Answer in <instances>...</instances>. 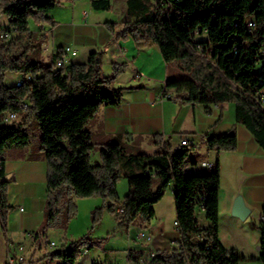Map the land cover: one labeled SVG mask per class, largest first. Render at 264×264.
<instances>
[{
  "label": "trees",
  "instance_id": "obj_1",
  "mask_svg": "<svg viewBox=\"0 0 264 264\" xmlns=\"http://www.w3.org/2000/svg\"><path fill=\"white\" fill-rule=\"evenodd\" d=\"M63 0H1L0 12L10 19L15 33L8 42H0V178L5 153L30 143L29 126L36 120L42 132V149L48 163L47 219L36 240L51 226L58 212L57 193L67 188L65 225L77 213L74 198L100 195L108 200V209L121 200L118 183L128 179L129 193L122 203L119 227L129 229L142 217L149 221L157 204L171 183L175 187L176 214L181 238L171 252L158 251L149 264H239L247 258L236 249L226 248L219 238L220 162L205 173H190L188 165L196 145L173 146L156 135L158 151L154 155L128 154L122 143H108L102 150L101 163H92L95 146L90 122L103 106H117L128 89L139 85L116 87L114 81L126 69L114 64L110 75L103 73V52L94 51L86 63L62 68L55 60L43 62L30 57L35 23L56 22L47 13ZM113 0H92L95 9L110 10ZM134 17L124 25L122 36H132L140 46L157 45L167 63L179 61L188 77L169 79L167 87L184 93L193 104L235 102L238 122L244 124L264 147V107L258 99L264 93V0H129ZM250 22L253 24L250 25ZM114 28L117 23H108ZM207 35L204 39L201 36ZM31 74L32 81L21 87L4 81V74ZM27 101L24 111L21 103ZM19 112L20 119L3 123L8 112ZM209 150H235V131L207 135ZM135 161V162H134ZM139 162L138 172L126 171L128 163ZM124 169V170H123ZM156 172L153 177L148 172ZM8 180L0 179V212L5 219L11 209L7 203ZM203 205L204 210L201 209ZM205 212L209 225L200 223ZM104 207L92 213L93 224L103 217ZM259 260L264 264V224ZM94 241L85 235L67 248L48 254L50 260L63 259L76 264L85 248Z\"/></svg>",
  "mask_w": 264,
  "mask_h": 264
},
{
  "label": "crops",
  "instance_id": "obj_2",
  "mask_svg": "<svg viewBox=\"0 0 264 264\" xmlns=\"http://www.w3.org/2000/svg\"><path fill=\"white\" fill-rule=\"evenodd\" d=\"M63 4L66 6H57L47 13L56 22L55 26L35 23L32 44L35 41L41 50L33 51L30 57L49 62L70 46L66 57L71 65L86 63L92 52L102 51L104 75H110L116 63L126 65L114 86H140L126 90L121 104L103 106L90 122L89 130L95 143L92 163H101V150L108 143L126 145L128 154L139 149L143 154L154 155L158 151L154 143L156 135L174 147L180 144L182 137H190L196 145L188 165L190 173H205L216 160L220 162L219 238L222 244L247 258L239 264H262L258 258L262 239L259 225L264 224V147L248 127L238 122L235 102L193 104L183 98V92L167 87L169 79L188 77L190 72L184 70L179 61L167 63L157 45L140 46L132 36H122L125 23L134 18L130 14L129 0H113L110 10L95 9L92 0H63ZM2 18L4 29H8L9 17L0 13V21ZM108 23L117 25L112 28ZM232 130L238 139L235 150L208 149L207 135ZM5 157L0 179L9 181L7 203L11 209L5 219L0 212V264H9V256L20 253L26 258V262L20 264H65L63 259L50 260L47 255L67 248L85 235H90L94 245L81 251L76 264H149L158 251L171 252L179 247L181 232L175 226L174 183L155 204L151 220L138 217L129 229L119 227L118 208L129 193V182L123 179L125 175L118 183L121 201L114 206V212L108 209L109 201L100 195L76 197L77 213L66 226V212L60 216L58 205L60 199L67 198L68 190L61 188L57 193L58 212L54 224L36 240L35 235L47 219L45 151L42 147L35 149L30 142L9 149ZM138 163H128L126 171L138 172ZM238 196L243 197L250 211L245 219L233 214ZM100 207H104L103 217L92 226V213ZM200 216L201 224H210L205 212ZM141 231L150 235L151 240L139 237ZM20 245L24 246L23 252L19 251Z\"/></svg>",
  "mask_w": 264,
  "mask_h": 264
},
{
  "label": "built area",
  "instance_id": "obj_3",
  "mask_svg": "<svg viewBox=\"0 0 264 264\" xmlns=\"http://www.w3.org/2000/svg\"><path fill=\"white\" fill-rule=\"evenodd\" d=\"M165 1H167V0H165ZM0 2H1V0H0ZM252 24L253 23L250 22V25H252ZM52 29H53V27L50 30H52ZM14 34H15V30L14 29H3V30H0V42H2V43L8 42L10 39H12ZM70 51H71V47L70 46H66L64 48L63 55H60L55 60L56 66L58 68H62V67L68 66L66 54H68ZM32 78L33 77H32L31 74H26V75L19 74L14 82H15V85L17 87H21V86H23L26 83H30L32 81ZM258 101L264 107V93H262L260 95ZM20 107H21L22 110L26 111L29 108V104H28L27 101H25V102L21 103ZM20 116L21 115H20L19 112H15V111L8 112V113H6L3 116L2 122L6 123V124L13 123L15 121H18L20 119ZM180 144L181 145H194L195 141L192 140L188 136H184V137H182ZM0 169H1V164H0ZM148 173L151 174V176H153V177L156 176V172L155 171L154 172H150L149 171ZM0 194H1V191H0ZM201 209L204 210L203 205H201ZM21 210H23V207H21ZM124 210H125V208H124V205L122 203L119 206V208H118V214L121 215L124 212ZM175 226L179 229V221L177 219L175 220ZM139 237L147 239V240H151V236L147 235L144 231H141L139 233ZM51 245L54 246L55 242H51ZM19 251H21V252L24 251V246L23 245L19 246ZM24 262H26V258L24 256V254H21V253L18 254L17 256L10 255L9 258H8V263L9 264H20V263H24Z\"/></svg>",
  "mask_w": 264,
  "mask_h": 264
},
{
  "label": "rangeland",
  "instance_id": "obj_4",
  "mask_svg": "<svg viewBox=\"0 0 264 264\" xmlns=\"http://www.w3.org/2000/svg\"><path fill=\"white\" fill-rule=\"evenodd\" d=\"M62 6H66V4H61L59 5V7H62ZM1 13V12H0ZM2 15H5L3 13H1ZM7 16V15H6ZM4 18V17H3ZM3 18L1 19L0 21V28H3L4 29V23H3ZM7 24H10V21L9 23L6 22ZM30 29L33 31L35 29V21L34 20H31L30 21ZM204 38L207 37V35H204L203 36ZM5 43V42H4ZM35 46V47H34ZM41 50V47L40 45H38V43H35L34 41V44H33V49L31 51V53L34 51V52H40ZM34 57V56H33ZM35 58V57H34ZM125 72V71H124ZM123 72V73H124ZM122 73V74H123ZM18 76L17 73H13V72H6L4 74V81L6 84H13L16 77ZM29 131H30V142L31 144L33 145V147L35 149H38V148H41L42 147V132L40 130V127H39V124L36 120H32L31 123H30V126H29ZM139 149L136 150V152H138ZM140 152V151H139ZM142 153V152H140ZM135 162V161H134ZM140 169V168H139ZM124 170V169H123ZM136 170V169H135ZM124 176V175H122ZM125 181H128L126 177L123 178ZM66 207H67V198H64V199H60L59 201V205H58V209H59V213L61 212V215L60 216H63L64 213L66 212ZM201 217V216H200ZM91 221H92V226H95L93 224V218L91 217Z\"/></svg>",
  "mask_w": 264,
  "mask_h": 264
},
{
  "label": "water",
  "instance_id": "obj_5",
  "mask_svg": "<svg viewBox=\"0 0 264 264\" xmlns=\"http://www.w3.org/2000/svg\"><path fill=\"white\" fill-rule=\"evenodd\" d=\"M249 212L250 211L246 207L243 197L238 196L234 204L233 214L240 217L241 219H245L246 217H248Z\"/></svg>",
  "mask_w": 264,
  "mask_h": 264
}]
</instances>
